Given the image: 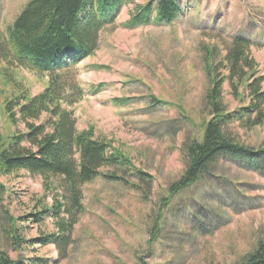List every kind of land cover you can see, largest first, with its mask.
<instances>
[{"label": "rangeland", "instance_id": "obj_1", "mask_svg": "<svg viewBox=\"0 0 264 264\" xmlns=\"http://www.w3.org/2000/svg\"><path fill=\"white\" fill-rule=\"evenodd\" d=\"M26 1L0 0V43ZM147 1L123 3L115 24L101 30L93 55L65 70L86 89L102 85L73 106L77 130L92 126L97 139L111 141L131 163L117 172V181L97 177L81 186L83 212L66 234L69 243L59 246L32 242L57 232L53 216L30 219L60 198L57 180L24 170L0 174L6 187L0 196V249L16 264H139L138 257L146 264H240L246 251L264 242V177L239 160L217 158L195 186L164 202L167 186L184 167L182 143L199 140L210 119L203 104L206 62H219L215 70L221 78L231 40L245 38L255 70L248 82L259 78L264 91V0H175L182 14L174 22L151 15L148 24L123 26L134 4ZM2 65L10 69L9 79L18 82L20 75L30 95L46 84L45 78ZM13 80L0 95L13 94ZM220 97L228 111L247 103L245 96L241 102L231 95L227 81ZM260 107L259 124L249 127L240 118L224 127L225 135L258 147L264 141V101ZM8 215L16 219L18 250L5 230ZM152 226L156 238L149 244Z\"/></svg>", "mask_w": 264, "mask_h": 264}, {"label": "trees", "instance_id": "obj_2", "mask_svg": "<svg viewBox=\"0 0 264 264\" xmlns=\"http://www.w3.org/2000/svg\"><path fill=\"white\" fill-rule=\"evenodd\" d=\"M132 2L27 0L6 28V38L4 43H0V93L4 94V87L13 80L5 72L10 69L3 63H8L13 69L28 71L39 79L45 78L46 84L40 92L30 95L17 74L19 81L13 80L10 86L13 94L0 95V174L24 170L42 177L51 176L58 182V192L61 190L60 198H55L53 205L30 214V219L35 222L43 221L45 216H53L57 230L55 234L36 238L33 243L58 246L61 242L69 243L66 234L83 212L81 186L97 177L117 181V172L123 165L131 163L117 146H112L111 141L97 139L92 126L77 130L73 106L85 95L97 94L102 85L86 89L65 70L93 55L98 48L101 30L115 24L116 14L123 3ZM134 7L123 26L134 28L148 24L151 15L155 21L172 23L182 14L175 0H149L143 5L134 4ZM248 42L241 37L231 40V50L224 56L228 63L224 64L227 72L221 78L215 70L219 62L216 65L211 62L207 65L206 62L209 86L203 104L208 106L210 119L204 122L199 140L190 138L182 143L184 167L180 176L167 186L164 202L195 186L208 167L220 157L239 160L245 170L264 177V141L253 148L228 138L224 131L228 123L240 118L249 127L260 123L264 91H260L259 78L248 82V77L255 72L245 53ZM224 81H227L231 95L241 102L245 96V105L227 110L220 97ZM152 98L153 103H162L156 97ZM253 114L255 117L250 120ZM104 167L114 170L103 173ZM136 173L148 176L140 169H136ZM5 192V185L0 182V196ZM7 220L9 227L5 230L10 232L9 239L18 250L21 245L15 233L16 219L8 215ZM156 228L152 226L149 232V244L156 238ZM244 255L240 264H264V242ZM137 259L139 264H146L144 258ZM0 264H16V261L0 249ZM33 264L50 262L44 260Z\"/></svg>", "mask_w": 264, "mask_h": 264}]
</instances>
